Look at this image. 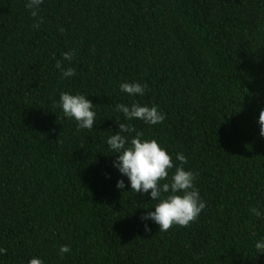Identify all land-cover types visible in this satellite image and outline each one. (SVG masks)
Masks as SVG:
<instances>
[{"label":"trees","instance_id":"1","mask_svg":"<svg viewBox=\"0 0 264 264\" xmlns=\"http://www.w3.org/2000/svg\"><path fill=\"white\" fill-rule=\"evenodd\" d=\"M26 3L0 0V264H264L250 212L264 209V0H44L37 17ZM61 92L88 96L92 130ZM133 101L166 118L128 123L196 174L206 207L187 227L142 221L156 202L112 166L116 104Z\"/></svg>","mask_w":264,"mask_h":264},{"label":"clouds","instance_id":"2","mask_svg":"<svg viewBox=\"0 0 264 264\" xmlns=\"http://www.w3.org/2000/svg\"><path fill=\"white\" fill-rule=\"evenodd\" d=\"M43 2L44 0H27L25 6L33 17H37ZM33 26L39 29L40 24L36 23ZM74 55V50L65 52L63 61L70 62ZM63 61L57 60L55 65L62 78L75 76V69L65 68ZM119 87L121 92L130 97L144 96L147 91V84L137 81H125ZM59 99L64 115L75 119L78 129L92 130L94 128L96 112L88 96L81 93L61 92ZM116 111L122 113L123 122L118 124L120 131L113 133L107 139L111 154H117L112 166L119 171L122 177L127 178L130 190L147 194L151 201L156 202L151 206L154 210L146 211L141 217L142 221H152L159 225L160 231H167L173 225L187 227L190 222L200 216L206 207V202L195 186L196 174L191 170H186L183 166L187 158L183 153H177L176 160L180 163L176 165L163 145L154 138H145L143 132L137 131L131 123H128L140 120L148 125H156L165 120V113L156 105L149 106L138 101H133L130 105L117 103ZM258 124L260 135L264 136V110L260 112ZM173 168L175 172L170 176L169 170ZM116 187L124 190L125 180H117ZM250 212L258 219H264V209L252 207ZM145 230H151L147 223H145ZM255 247L258 252H264V238L257 241ZM6 251L5 248L0 247V255L5 254ZM70 251L68 245H61L59 248L61 256ZM28 264H44V261L40 257L33 256L28 260Z\"/></svg>","mask_w":264,"mask_h":264}]
</instances>
